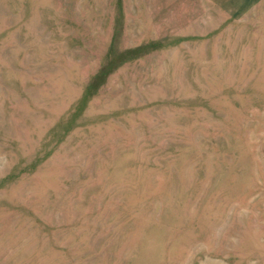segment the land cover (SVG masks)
I'll return each mask as SVG.
<instances>
[{
    "label": "rangeland",
    "instance_id": "374dc122",
    "mask_svg": "<svg viewBox=\"0 0 264 264\" xmlns=\"http://www.w3.org/2000/svg\"><path fill=\"white\" fill-rule=\"evenodd\" d=\"M0 264H264V0H0Z\"/></svg>",
    "mask_w": 264,
    "mask_h": 264
}]
</instances>
